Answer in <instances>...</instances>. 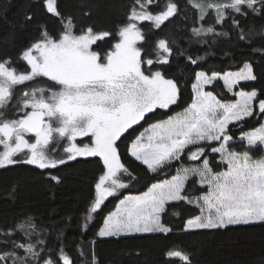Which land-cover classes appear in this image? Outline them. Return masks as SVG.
<instances>
[{
  "label": "snow or ice",
  "instance_id": "snow-or-ice-1",
  "mask_svg": "<svg viewBox=\"0 0 264 264\" xmlns=\"http://www.w3.org/2000/svg\"><path fill=\"white\" fill-rule=\"evenodd\" d=\"M33 4L59 30L53 35L41 22L34 39L0 53V169L31 166L54 192L64 182L61 166L97 158L99 175L81 229L116 198L97 236L161 240L156 264H194L178 234L264 228V88L250 83L260 79L251 58L237 70H205L197 67L205 57L193 58L166 31L176 19L188 20L191 10L189 43L231 41L234 34L237 46L251 47L264 68V25L242 23L264 19V0H125L115 25L97 20L93 0H79L73 11H62L59 0ZM33 18L25 13L24 26ZM14 43L9 33L0 46ZM179 57L185 69L192 66L190 80L169 74ZM122 146L147 182L125 163ZM142 183L145 190L131 194ZM19 186L12 183L3 198L15 203ZM59 235L54 245L35 238L32 217L21 213L0 226V264H76ZM253 264H264V254Z\"/></svg>",
  "mask_w": 264,
  "mask_h": 264
},
{
  "label": "trees",
  "instance_id": "trees-1",
  "mask_svg": "<svg viewBox=\"0 0 264 264\" xmlns=\"http://www.w3.org/2000/svg\"><path fill=\"white\" fill-rule=\"evenodd\" d=\"M98 6L97 20L101 23L115 25L120 19V6L125 0H93ZM183 3V0H181ZM79 0H59L62 11H73ZM30 5H32L30 7ZM25 13L34 14L33 22L24 26ZM47 23L48 30L55 35L59 30V25L55 18L46 19L40 9L34 6L33 0H0V41L9 33H15V43L5 49L0 46V53H14L23 47L29 40L37 35L39 23ZM193 17L191 10L188 20L176 19L175 24L169 25L166 30L175 32L177 44L180 49H184L193 58L203 56L205 59L200 62L205 70L215 69L237 70L241 66V61L251 58L254 69L260 79L250 82L257 89L264 88V68L261 67L258 53H253L251 47H240L235 42L233 34L230 41L225 37H216L215 43L200 44L189 43ZM247 27L259 29L264 25V19L248 18L242 21ZM217 31L222 29L221 25H216ZM209 40L213 38H208ZM259 39V38H257ZM260 47L259 43L253 45ZM185 58L179 57L173 63L170 75H175L182 81L191 79V67L185 69ZM181 69H185L181 72ZM23 70V69H21ZM216 87V86H214ZM222 84L216 88L220 92ZM190 83L184 91V102H190ZM228 99H233L231 94L224 93ZM175 107V106H173ZM176 108V111L182 110ZM160 110H158L159 112ZM153 120L164 118L163 115L149 114ZM147 123L142 122L145 127ZM139 128V126H137ZM142 130V129H141ZM237 149L240 145H234ZM121 151L125 153V163L133 169L143 182H147L146 174L142 166H137L130 157H127L125 147ZM97 158H78L71 161L67 166H61L64 182L58 186L54 192H50L43 182V178L34 173L39 170L28 171L31 166L17 165L11 170L0 169V226L11 224L14 217L23 213L32 217L35 225V238L43 236L50 244H55L57 236L65 251L76 262V264H91L90 253L94 252L98 264H156L160 256V249L163 241L144 238L140 236L106 237L97 236L99 228L103 224L107 214L114 210L117 202L116 198H109L105 201L101 211L92 221L86 231L80 225L83 223V211L89 198L94 192V182L99 175V165L94 161ZM192 163V162H188ZM55 171V170H53ZM161 179L165 178L161 174ZM19 181V190L15 203L7 202L3 196L9 186ZM143 188V183L138 184L131 194H139ZM125 194H128L127 191ZM185 208L190 206L185 205ZM196 209H191L195 213ZM189 213L184 212L182 216ZM168 218L166 217V220ZM173 224L177 223L175 217H171ZM239 227V226H238ZM183 239V246L194 253V264H253L254 260L264 254V228L248 227L247 230H217L215 233L199 232L178 234ZM175 240L176 237L174 236ZM139 253V255H137Z\"/></svg>",
  "mask_w": 264,
  "mask_h": 264
},
{
  "label": "rangeland",
  "instance_id": "rangeland-1",
  "mask_svg": "<svg viewBox=\"0 0 264 264\" xmlns=\"http://www.w3.org/2000/svg\"><path fill=\"white\" fill-rule=\"evenodd\" d=\"M0 147H2V146H0ZM84 159V158H83Z\"/></svg>",
  "mask_w": 264,
  "mask_h": 264
},
{
  "label": "crops",
  "instance_id": "crops-1",
  "mask_svg": "<svg viewBox=\"0 0 264 264\" xmlns=\"http://www.w3.org/2000/svg\"><path fill=\"white\" fill-rule=\"evenodd\" d=\"M104 238H106V237H104Z\"/></svg>",
  "mask_w": 264,
  "mask_h": 264
}]
</instances>
